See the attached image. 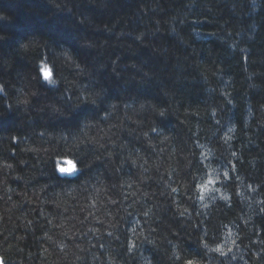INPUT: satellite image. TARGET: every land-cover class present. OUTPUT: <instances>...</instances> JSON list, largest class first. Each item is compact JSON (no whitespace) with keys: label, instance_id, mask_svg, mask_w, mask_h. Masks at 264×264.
I'll return each mask as SVG.
<instances>
[{"label":"trees","instance_id":"1","mask_svg":"<svg viewBox=\"0 0 264 264\" xmlns=\"http://www.w3.org/2000/svg\"><path fill=\"white\" fill-rule=\"evenodd\" d=\"M0 256L264 264V0H0Z\"/></svg>","mask_w":264,"mask_h":264},{"label":"water","instance_id":"2","mask_svg":"<svg viewBox=\"0 0 264 264\" xmlns=\"http://www.w3.org/2000/svg\"><path fill=\"white\" fill-rule=\"evenodd\" d=\"M0 264H5L4 259L0 256Z\"/></svg>","mask_w":264,"mask_h":264},{"label":"snow or ice","instance_id":"3","mask_svg":"<svg viewBox=\"0 0 264 264\" xmlns=\"http://www.w3.org/2000/svg\"><path fill=\"white\" fill-rule=\"evenodd\" d=\"M46 78H48V77H46Z\"/></svg>","mask_w":264,"mask_h":264}]
</instances>
